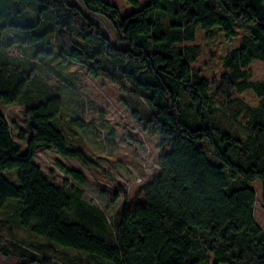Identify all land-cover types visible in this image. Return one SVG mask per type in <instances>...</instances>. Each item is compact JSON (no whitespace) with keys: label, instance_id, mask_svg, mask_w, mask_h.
Returning a JSON list of instances; mask_svg holds the SVG:
<instances>
[{"label":"trees","instance_id":"trees-1","mask_svg":"<svg viewBox=\"0 0 264 264\" xmlns=\"http://www.w3.org/2000/svg\"><path fill=\"white\" fill-rule=\"evenodd\" d=\"M82 1L88 13L70 0H0V212H8L0 218V254L22 264H264L253 185L261 183L264 199V81H251L248 71L264 63V0H127L135 10L125 16L106 0ZM90 12L111 20L119 44ZM216 27L229 39L247 33L213 84L192 66L199 45H182ZM44 57L80 64L150 111L143 125L160 139V172L113 221L87 203L81 187L56 184L36 162L46 146L96 165L69 147L58 126L61 95L30 105L32 135L19 133L24 150L14 140L2 106L28 93ZM248 90L261 98L258 106L233 97ZM219 115L246 116V135L226 128ZM61 167L85 184L83 173ZM15 226L30 236L20 237Z\"/></svg>","mask_w":264,"mask_h":264},{"label":"rangeland","instance_id":"rangeland-1","mask_svg":"<svg viewBox=\"0 0 264 264\" xmlns=\"http://www.w3.org/2000/svg\"><path fill=\"white\" fill-rule=\"evenodd\" d=\"M70 1L89 12L82 0ZM106 1L116 5L124 16L135 10L127 0ZM147 2L148 0H141L142 4ZM89 16L100 24L104 33L114 43L119 44L118 32L106 15L90 12ZM246 33L237 30L236 36L229 39L218 27L213 29L210 37L200 29L195 42L182 46L199 45V56L192 66L215 84L225 71L224 57L241 44ZM51 48L58 51L59 45L55 40H52ZM13 55L20 57L19 47L14 49ZM43 59L36 80L28 85V93L19 102L2 106L12 126L14 140L24 150L27 142L19 138V133L25 131L27 137L32 135L26 120L27 108L30 105L50 93L61 95L64 106L57 118V124L65 134L69 147L83 149L96 165L87 166L77 158L66 157L56 149L46 146L38 149L36 162L56 184L64 185L65 180H68L69 188L81 187L87 203L103 210L108 219L113 221L122 204H134L139 198L140 187L160 172V139L150 134L143 125L150 111L141 99L132 95L122 96L115 84L103 78L91 77L78 63L69 60L63 62L57 57ZM248 71L251 81H264L263 62H253ZM233 97L241 99L245 105L254 107L261 102V98L252 90L235 93ZM219 119L232 132L246 135L245 129H240L248 121L246 116L241 115L238 119H233L231 116L219 115ZM62 165L83 173L85 184L82 185L68 176L62 170ZM253 185L257 192L256 219L264 229L262 186L259 181ZM7 214V211H1L0 218L4 219ZM14 232L20 237L30 236L26 229L17 226L14 227ZM69 254L78 256L73 251ZM0 263L23 262L17 257L7 259L0 254Z\"/></svg>","mask_w":264,"mask_h":264}]
</instances>
